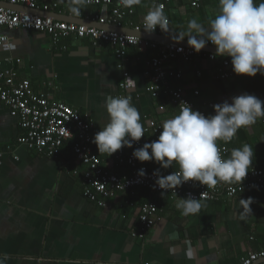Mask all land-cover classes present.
I'll use <instances>...</instances> for the list:
<instances>
[{
  "label": "crops",
  "instance_id": "obj_1",
  "mask_svg": "<svg viewBox=\"0 0 264 264\" xmlns=\"http://www.w3.org/2000/svg\"><path fill=\"white\" fill-rule=\"evenodd\" d=\"M47 1L40 0V6ZM157 1L141 0L140 4L133 5L134 14L128 23L133 26L143 23L144 16ZM40 6L32 13L96 29L101 27L98 18H107L110 13V7L89 6L86 0L60 3L58 9L49 12H43ZM205 6L199 12H192L186 0L171 4L164 12L169 22L168 32L159 27L157 30L176 38L187 32L191 19L218 14L219 4L208 2ZM72 7L79 9L78 15L71 11ZM10 9L28 11L20 6ZM2 32L11 39L12 48L0 51V60L11 58L17 79L29 81L34 91L44 90L47 83H52L53 89L49 90L52 99L87 113L93 124V141L95 134L109 122L105 98L120 95L121 72L116 67L113 48L105 43L93 47L88 40L72 37L61 39L53 46L50 37L43 33L21 29H2ZM210 53L215 54L203 48L191 63L167 64L173 70L183 71L181 82L172 81V84L181 87L198 109L203 102H231V97L243 93L264 101V76L240 75L220 81L216 78L217 63H221L219 57L227 56H216V61L210 62L204 57ZM148 55V51L127 47L124 58L125 69L135 84L131 103L139 110L143 127L145 116L163 125L179 114L172 104H164L165 110L158 111L161 99H152L145 92L148 82L143 73ZM197 70L201 72L199 77ZM194 91L199 92L198 97L193 96ZM263 120L260 118L254 125L241 128L228 143L217 141L218 146H225L229 156L234 148L249 144L254 151L250 169L264 167ZM21 134L17 120L0 103V149L15 144ZM157 139L149 132L143 145ZM91 149L104 169L120 177L129 175L127 166L115 162L116 152L108 157L106 153H99L93 142ZM122 150L125 155L130 152L128 147ZM16 155L18 160L6 156L0 170V260L3 264H240L248 254L264 250L262 192L206 202L198 213L188 216L176 207L179 198L171 200L143 189L137 190L135 197L117 193L105 200L104 206H98L82 195L81 174L85 168L72 157L69 145L57 158H46L25 148L17 149ZM140 163L152 174L156 170L160 175L179 170L175 163L167 169L153 161ZM248 198L253 200L252 214L241 218L244 210L240 199ZM142 203L155 204L159 216L144 240L131 237L139 231Z\"/></svg>",
  "mask_w": 264,
  "mask_h": 264
},
{
  "label": "built area",
  "instance_id": "obj_2",
  "mask_svg": "<svg viewBox=\"0 0 264 264\" xmlns=\"http://www.w3.org/2000/svg\"><path fill=\"white\" fill-rule=\"evenodd\" d=\"M71 0H48L40 6V0H0V51H9L12 48L11 39L3 34L2 29L33 31L46 34L50 37L53 46L64 38L72 37L77 40H88L93 47L100 43L111 46L114 56L117 59V69L121 72L119 83L120 97H131L135 88L125 69L124 58L127 47H137L140 50L148 51L149 55L145 61L143 76L147 80L145 92L152 99L159 101L158 111L165 110L164 104H172L180 112V104L186 102L195 111H199L205 116L214 115V102H203L200 109L195 102L184 95L181 87L172 84V81H179L182 78L181 69L173 70L167 64L173 61L181 63H191L197 53L194 49L185 48L173 44H158L155 42L126 36L115 32L104 31L90 26L76 25L55 21L51 18H44L34 13L19 12L10 7H23L34 12L40 9L43 12L55 11L60 3H69ZM180 0H159L155 5H162L165 12L167 7ZM187 7L199 9L202 0H186ZM86 4L95 7L109 8L107 18H98L99 24H106L114 27H127L135 32H145L144 24L133 26L128 23V18L133 16L134 7H124L120 0H86ZM125 25V26H124ZM153 33L165 35L157 29ZM187 41V40H186ZM206 47L215 48L210 42ZM216 49V48H215ZM208 61H216L214 54L204 56ZM196 75L201 76L199 70ZM238 76L231 69L230 62L225 59L217 66L216 78L220 81ZM130 78V79H128ZM47 87L41 91H34L29 81L17 79V72L11 58L0 60V103L8 110L9 116L17 120L22 134L16 139L15 144L8 145L0 149V170L6 156L18 160L16 151L25 148L27 151L35 152L37 155L46 158H57L62 149L69 145L72 157L84 165L81 174L82 195L90 202L98 206H104L105 200L112 199L117 193H128L131 197L136 196L139 189H143L155 194H162L169 199L187 198L189 195L200 198L201 203L217 202L221 198L232 200L247 192L264 193V167L252 168L243 180L242 184L218 183L214 188L200 185L199 182L189 181L176 189L164 192L155 185L157 179L149 173L141 163L132 156L136 148L143 146L146 134L151 132L159 137L162 131V123H158L145 116V135L139 142H134L130 152L118 150L115 153V162L121 166H127L128 176H118L101 166L99 157L92 151V128L93 124L87 113L79 112L61 102L52 99L49 93L53 89L52 83H47ZM194 97L199 96L198 91L193 92ZM164 102V103H161ZM264 124V120L261 121ZM221 154L227 157L228 150L225 146H218ZM264 161V157L262 158ZM143 169L146 176H138V171ZM166 176V175H164ZM157 207L152 203H142L139 206V231L131 234L132 238L145 239L146 233L151 230L159 221ZM264 264V250L258 253H250L241 260L240 264Z\"/></svg>",
  "mask_w": 264,
  "mask_h": 264
},
{
  "label": "clouds",
  "instance_id": "obj_3",
  "mask_svg": "<svg viewBox=\"0 0 264 264\" xmlns=\"http://www.w3.org/2000/svg\"><path fill=\"white\" fill-rule=\"evenodd\" d=\"M219 11L210 19L205 28L196 19L188 22L186 33H180L174 40L187 38V44L199 53L210 42L215 46L214 56H227L231 59L233 72L240 76H264V0H218ZM124 7L131 8L141 0H120ZM71 11L79 14L77 7ZM168 19L162 5H154L144 16L146 33H153L159 27L168 32ZM130 79V78H128ZM105 109L109 122L94 136L93 143L99 153L109 156L123 147L132 148L145 135L139 110L131 103V97L105 98ZM180 112L164 121L162 131L156 141L136 148L132 156L139 162L153 161L167 169L179 166L166 176L156 170L155 185L164 192L186 182H199L200 185L214 188L218 183L239 184L248 175L253 163L254 151L249 144L234 148L230 155L221 154L217 141L230 142L241 128L252 126L264 118V101L257 96L243 93L213 106L214 115L205 116L195 111L186 102L180 104ZM138 176H146L141 169ZM242 217L252 214V198L240 199ZM184 216L194 215L202 208L200 198L189 195L179 198L176 205ZM0 264L3 261L0 260Z\"/></svg>",
  "mask_w": 264,
  "mask_h": 264
},
{
  "label": "water",
  "instance_id": "obj_4",
  "mask_svg": "<svg viewBox=\"0 0 264 264\" xmlns=\"http://www.w3.org/2000/svg\"><path fill=\"white\" fill-rule=\"evenodd\" d=\"M26 13H32L31 11H27ZM106 15L104 14V17ZM101 27L100 29H102L103 27L107 26L108 28H103V30H110L109 32H115L118 34H122V35H126V36H132V37H136L139 39H144L147 41H151V42H155V43H160V44H173V45H177V46H183L185 48H191L188 44L186 40H182V41H177L174 40L172 37H170L169 35H157V34H149V33H145V32H135L133 30H127V29H123L121 27H114V26H110V25H106V24H100ZM110 28V29H109ZM125 31H130L132 34H127L125 33ZM206 49H208L210 52L215 53L216 49L215 48H210V47H206ZM193 49V48H191ZM230 58V57H229Z\"/></svg>",
  "mask_w": 264,
  "mask_h": 264
},
{
  "label": "trees",
  "instance_id": "obj_5",
  "mask_svg": "<svg viewBox=\"0 0 264 264\" xmlns=\"http://www.w3.org/2000/svg\"><path fill=\"white\" fill-rule=\"evenodd\" d=\"M208 2H210L211 3V5H213V4H219V2H218V0H202L201 1V7L199 8V9H190L192 12H199L200 11V9L202 8V5H203V7H205L206 8V4L208 3ZM261 2V0H255V3L256 4H259ZM212 18H214V16H211V17H209L208 15H206V16H200V19L199 20H197L199 23H201L205 28H207L208 27V25H209V21H210V19H212ZM177 36V35H176ZM217 58V57H216ZM219 58H221V61L222 60H225V59H227L229 62H230V66L232 67V65H231V59L229 58V57H219ZM218 64L219 63H217V66H218ZM257 76L258 77H261L262 75H260L259 73L257 74ZM177 82H181V80H179V81H177Z\"/></svg>",
  "mask_w": 264,
  "mask_h": 264
}]
</instances>
